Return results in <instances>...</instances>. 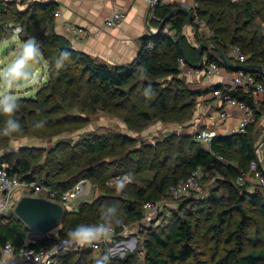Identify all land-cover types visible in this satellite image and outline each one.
Returning a JSON list of instances; mask_svg holds the SVG:
<instances>
[{"label":"trees","instance_id":"16d2710c","mask_svg":"<svg viewBox=\"0 0 264 264\" xmlns=\"http://www.w3.org/2000/svg\"><path fill=\"white\" fill-rule=\"evenodd\" d=\"M22 4L17 0L0 1V41L12 35L11 24L22 23L24 39L34 38L40 45L48 65V78L35 96L18 97L21 107L15 118L20 121L23 131L12 136L0 135V150L10 147L14 139L28 136L52 139L64 132H78L88 123V116L99 110L120 117L138 131L153 120L183 122L190 116L199 92L182 86L179 59L184 57L189 65L195 66L200 58L197 47L191 45L187 37L183 36L180 40L188 19L186 12H176L168 22L174 34L165 32V26L161 31L142 38L139 53L133 61L112 65L75 49L67 36L56 31L55 5L36 1L21 8ZM177 6L159 0L151 22L159 26L161 20ZM196 7L199 17L212 31V35L204 39L198 27L195 28L199 42H213L228 56L230 47L239 46L248 55L246 64L264 65V32H252L250 29L256 13L253 0H196ZM190 10L192 12L193 8ZM61 51H68L71 56L65 67L56 72L53 63ZM213 61L226 67L218 53H209L203 64ZM168 77L172 82L165 85ZM149 85L154 95L146 97L143 93ZM232 95L254 108L255 121L248 125L246 134L213 136L211 151L202 145L197 134L168 135L154 145H144L133 152L126 150L127 144L133 142L131 136L98 135L73 145L60 141L54 148L45 150V157L38 148L21 147L14 156H0V165L8 164L9 171L24 181H39L60 192L72 188L82 179L92 182L99 178L106 184L109 178L125 175L128 168L136 165L138 169L145 162L156 167L152 178H143L142 184L132 182L121 193L107 187V192L95 201H83L76 210L65 209L60 226L55 228L57 235L62 237H66V233L79 224L99 223L102 206L106 204H118L119 224L140 221L144 217L145 202L159 201L172 184L188 176L196 167L201 166L204 173L221 171L225 175L223 185L229 188L230 196L222 203L224 208L217 218L219 222L223 221L233 211H238L240 217L235 221V230L229 232L231 238L235 234V246L228 248L216 264H222L223 260L227 264H262L264 248L244 251V247L252 219L246 202L256 205L264 217V195L238 186L229 177L237 178L257 158L252 132L264 105L259 111L252 96L241 89L233 91ZM6 118L0 115V131ZM38 121H44L45 126L34 129L33 124ZM235 150L242 158L238 168L227 164ZM111 156L120 159L112 164L119 167L120 172L115 170L105 176L100 161ZM218 156L225 161L218 159ZM42 173L45 175L41 176ZM210 200L213 203L222 201L215 193L211 194ZM219 222L209 225L215 234L222 231ZM53 230L49 233L50 237L41 236L37 244L31 243L30 246L50 245L55 238ZM195 230L192 221L179 218L166 237L149 232L145 239L147 264H174L177 260L190 257L192 252L188 240L194 238ZM31 233L15 213L0 215V241L3 244L11 242L17 253L25 246ZM176 244H180L179 249H176ZM89 253H93L91 247L70 252L58 259L59 264H71L68 258L72 255H79L76 264H86ZM137 258L135 253H128L115 263L130 264Z\"/></svg>","mask_w":264,"mask_h":264},{"label":"rangeland","instance_id":"374dc122","mask_svg":"<svg viewBox=\"0 0 264 264\" xmlns=\"http://www.w3.org/2000/svg\"><path fill=\"white\" fill-rule=\"evenodd\" d=\"M20 1L24 4L21 5V8H26L27 3L30 2V0ZM253 2L255 5L256 13L255 19L250 25V29L252 30V32L254 30L264 32V0H253ZM167 27L168 31H171V29L169 30L170 24H168ZM22 37L23 36L19 37L16 34H12L9 37H4L3 39H1L0 69L5 68L11 63L19 49L22 47L24 41L33 39H24V37ZM204 38H207V36H205ZM194 40H196L194 42H198V44L200 43L196 37ZM11 45H15V48L10 49L9 46ZM6 48H8L7 52L3 53ZM30 68L34 72L38 71L36 76L37 82L20 89L12 90L11 94L17 98L35 96L38 89L43 86L48 78V65L43 57V54L40 57V62L38 64L30 65ZM171 82V77H168L165 85L170 84ZM197 85H199L198 81L191 82L183 77V87H186L187 89H193ZM9 91V89L0 86V95L9 93ZM88 118V123L78 132H64L62 134L54 136L52 139L40 138L36 136L14 139L10 147L0 150V156H3L5 154L14 156L19 152L21 147H35L41 150L45 157V155L47 154L46 151L54 148L60 141L73 145L77 143H83L85 142V140L93 136L105 135L113 137L120 136L121 134L131 136L133 138V142L127 144L126 148L128 152H133L140 148H143L144 145H154L157 141L163 140L165 136L172 134H176V136L182 135L183 130L185 129V125L183 126V123H186V121H188L184 120L183 122H178L177 129L169 128L164 132V128L160 127L162 122L159 120H153L144 129L138 131L126 124L120 117L101 110L89 115ZM169 123L170 122L165 123L166 127ZM196 129L198 130V127ZM16 144H19L21 146L16 149L13 147ZM117 144H119V141ZM230 158L234 160V162L238 161L236 160L240 158L238 151L235 150ZM119 160L120 159L111 156L106 157L100 161V163L103 164L105 176H108L115 170H118L120 172L119 167L112 165L114 162H117ZM43 161L44 158H42L41 163H43ZM155 169L156 167H151L148 162H145V164H143L138 169H136V165H134L132 168H128L126 174L131 173L133 176V182H135L136 184H142L143 178H152ZM134 170H136V172ZM40 175L44 176L45 174L42 173ZM224 176L225 175L220 172L215 173L214 171H205L201 180L203 185L202 191L193 192L188 196L180 197L174 200L171 199L169 194L167 193L163 195L159 200L160 208L156 212L144 214V217L140 221L129 222L131 231L130 236L137 239V248L134 253L138 256L136 261L130 264H147L145 260L146 236L149 235V232H157L162 237H166V235L170 233L172 225L176 223L179 218L192 221L193 225L196 226V233L194 235V238L188 240L192 255L186 259L177 260L174 264L218 263L222 258V254H224L228 248L235 246V234H233L231 238L229 237V232L235 230V221L240 217L238 211H233L223 221L219 222L217 218L218 213H220L224 208V205L222 203L226 202L230 196L229 188L224 186L222 182V178ZM115 178H109L110 180L108 179L106 184L101 182L99 178L93 179L89 188V195L87 197V200H91V202H93L99 196L107 192V187L115 188L114 184H110V182L114 181ZM229 178L230 180H232V182L236 183L235 176ZM248 185L244 186L246 190L248 188ZM20 193L21 191L18 190L15 195L17 196ZM212 193H215L217 196H219L222 201L213 203L210 200V196ZM82 202L83 201L81 200L79 203H77V206H75V208L79 207ZM246 207L248 208L252 219L246 232V245L244 247V251L264 248V217L261 216V214L258 212L257 206L253 203L247 201ZM14 209L15 207H11L5 214L14 213ZM218 222L220 223V225H222V231L218 234H215L213 230L209 229V225ZM258 238H260V240ZM179 248L180 244H176V249ZM72 252H75V250L71 251V253ZM99 256H104V254L89 253L86 264H94L95 259ZM78 257L79 255H72L68 258V262L71 264H76V260L78 259ZM10 260L11 263L7 264H19L18 258L13 257ZM116 261L119 262V260L117 259L110 260L109 264H116ZM221 263L227 264V261L223 260V262ZM262 264H264V262H262Z\"/></svg>","mask_w":264,"mask_h":264},{"label":"built area","instance_id":"2783aa9c","mask_svg":"<svg viewBox=\"0 0 264 264\" xmlns=\"http://www.w3.org/2000/svg\"><path fill=\"white\" fill-rule=\"evenodd\" d=\"M146 1L151 6L155 0ZM192 14V25H194L195 28L198 27L202 36L210 37L212 35V31L199 17L196 4L193 8ZM55 16H60L59 10L55 12ZM124 17L125 13L123 11L114 10L106 18L105 26L108 28L115 27L124 19ZM11 25L13 26L12 34H16L19 37L25 34L22 23H15L14 25ZM64 28L74 41H81L87 38L89 34L88 30L71 23H65ZM165 32L170 34L168 27L165 28ZM229 56L236 64H246L245 62L248 58V55L244 54L239 46H232L229 50ZM179 67L184 74L190 76H203L204 78H213L214 76H218L225 68L224 65L217 61H213L209 64H203L202 67H194L189 65L184 57L179 59ZM37 73L38 71L35 73L36 76ZM262 75L263 74L246 72L244 70L235 71L232 78L228 82H225L220 88H216L214 90V96L221 101L222 109L212 113L210 115V120L213 122L218 119L224 120L228 115L226 109L227 106H238L244 113L235 132L237 134H246L248 125L255 121V111L254 108L249 106L246 102L235 98L232 95V92L241 89L245 93L252 96L255 104L264 102V77ZM197 138L204 147L211 151L213 135L208 129H201L197 134ZM217 158L225 161V159L221 156H218ZM203 175V168L201 166L196 167L188 176L181 178L170 186L168 190L170 198L174 200L180 197L188 196L193 192L202 191L203 185L201 180ZM78 183H83L88 197L89 188L91 186L90 180L82 179ZM78 183H76L72 188L60 192L59 190L53 189L39 181H24L17 174H12L9 171L8 164H2L0 165V215L5 214L11 207H15L25 192L30 195L40 196L59 202L62 204L64 209L76 210V204L81 201L75 187ZM236 184L243 187L248 185L247 190L264 195V171L260 167L258 157L250 162L248 170L242 171L238 175L236 178ZM18 190L21 191V193L16 196L15 193ZM159 208V201H147L143 204L144 214L156 212ZM49 233L50 232L45 235H40L36 232H32L27 237L25 246L22 247L18 253L15 251L11 242L3 244L0 241V252L4 258H18L19 264H59V258L64 257L73 250L79 251L83 249L79 247H72L67 251H64L63 248H61L59 253H53L51 251V247L53 245L60 244V240L56 239V236L50 245L30 246L31 243L37 244L41 236L50 237ZM130 235L131 231L129 224L121 223L119 224V227H116L115 234L111 240L100 242L94 248L91 247L92 251L95 254L105 253V255H110V260L121 257L123 258L128 253H134L137 248V239ZM59 237L60 239L65 238L62 236Z\"/></svg>","mask_w":264,"mask_h":264},{"label":"crops","instance_id":"0c3cea01","mask_svg":"<svg viewBox=\"0 0 264 264\" xmlns=\"http://www.w3.org/2000/svg\"><path fill=\"white\" fill-rule=\"evenodd\" d=\"M36 1L42 4L55 5V12L58 10L60 11V16H55V29L58 33L67 36L75 49L89 53L100 62L107 64L123 65L133 61L139 53L142 38L156 33L158 28V26H155L151 22L155 17L153 12L154 9L149 12L150 5L146 0H30L27 5ZM163 1L169 4H178L177 7H185L189 10L190 8H194L196 4V0ZM114 10L123 11L125 17L117 26L108 28L105 26V20ZM65 23H71L88 30V37L81 41L72 40L71 36L64 28ZM168 24L169 23L165 26L167 27ZM191 25L185 24L182 33L183 36L187 37L191 45L197 47L202 42L199 44L198 42H194L196 41L194 40L196 37V30L195 26ZM172 32L171 30V35ZM9 36L10 35H7L6 37ZM200 36L204 38L201 34ZM209 53H218L211 44L210 47L204 51L203 62L206 60ZM186 62L188 63L187 60ZM234 72L235 71L225 67L220 75L214 76L213 78H204L203 76H190L184 74L181 70L179 75L180 78L183 79L184 77L188 81L199 82V85L190 89L194 92H199V95L196 98V105L190 116L186 119L188 121L183 123V126L185 125L183 134H198L201 129H208L213 136L236 134L235 130L239 126L244 113L238 106H227L228 115L224 120L218 119L215 122L210 120V115L212 113L222 109L221 101L214 96L213 92L218 86L228 82L232 78ZM262 105H264V102L256 103V108L260 111ZM262 110L252 135L256 145L255 153L258 157L260 167L264 171V108ZM177 126L178 122H170L167 127L165 122H162L160 127L164 128L165 132V130L169 128L177 129ZM197 127L198 130L196 129ZM236 160L238 161L234 162L232 159L227 160V164L234 165L238 168L242 162L241 155L240 158ZM213 171L218 173V171ZM219 172L222 173L221 171ZM0 255V264L11 263V258H4L1 252Z\"/></svg>","mask_w":264,"mask_h":264},{"label":"clouds","instance_id":"9594fccd","mask_svg":"<svg viewBox=\"0 0 264 264\" xmlns=\"http://www.w3.org/2000/svg\"><path fill=\"white\" fill-rule=\"evenodd\" d=\"M41 49L39 43L33 38L23 42L22 47L17 52L11 63L5 68L0 69V86L9 89V93L0 95V115L7 118L4 120L3 129L0 135L12 136L22 133L23 128L19 120L15 118L16 113L20 110L21 104L17 97L12 95V90L34 84L37 82L35 73L30 68V65L38 64L41 57ZM71 53L61 51L53 63V69L59 72L65 67ZM146 97L154 95L151 85L145 88ZM45 126L44 121L34 122V129H40ZM21 145L16 144L13 147L18 149ZM133 182L131 173L116 177L110 184H114L117 193L123 192L129 184ZM76 191L80 200H87L86 188L83 183H78ZM119 206L116 203L106 204L102 206L100 214V222L95 224H79L74 229L66 233L64 239H60L57 235V229L53 230V235L60 240L59 245H53L51 251L59 253L61 248L64 251L72 247H96L100 242H106L112 239L115 234V229L120 223ZM110 255L99 256L95 259L94 264H109Z\"/></svg>","mask_w":264,"mask_h":264},{"label":"water","instance_id":"95a60500","mask_svg":"<svg viewBox=\"0 0 264 264\" xmlns=\"http://www.w3.org/2000/svg\"><path fill=\"white\" fill-rule=\"evenodd\" d=\"M158 3L159 0H155L154 3L150 6L149 12L155 9ZM178 11L186 12L188 15L186 24H192L193 14L191 10L185 7H176L161 21L160 25L157 28V32L161 31ZM182 37L183 33L180 34V40H182ZM210 44L218 52L227 68L233 71L244 70L246 72L264 74V65H254L250 63L236 64L233 62L230 56H228V54H226V52H224L218 45L213 42H211ZM210 44L202 42L197 46L200 62L194 67H202L204 51L210 47ZM9 48L14 49L15 45H11L9 46ZM7 49L8 48H6L3 53H6ZM186 60L188 61V59ZM14 213L25 223L28 228H30L32 232H36L40 235H45L60 226L65 214V209L59 202H55L53 200L40 196L30 195L25 192V194L17 202Z\"/></svg>","mask_w":264,"mask_h":264}]
</instances>
